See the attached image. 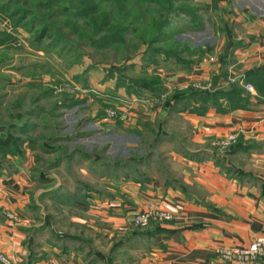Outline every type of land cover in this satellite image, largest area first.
I'll list each match as a JSON object with an SVG mask.
<instances>
[{
    "label": "rangeland",
    "instance_id": "1",
    "mask_svg": "<svg viewBox=\"0 0 264 264\" xmlns=\"http://www.w3.org/2000/svg\"><path fill=\"white\" fill-rule=\"evenodd\" d=\"M221 1L178 0L162 32L168 0H0V135L16 140L0 149V201H8L5 189L20 185L7 179L24 177L27 205L18 211L32 228L29 246L33 239H95L96 225L79 222L78 200L127 201L128 185L144 189L167 174L177 186L184 169L177 151L197 148L192 124L179 113H193L196 102L185 97L184 111L165 105L191 88L213 89L215 80L190 78L204 59L186 66L166 51L181 52L180 40L221 46L215 30L225 15L214 12ZM231 7L250 12L254 25L264 15V0H234ZM199 14L203 26L188 29ZM46 27L49 35L41 36ZM181 137H191L183 148Z\"/></svg>",
    "mask_w": 264,
    "mask_h": 264
},
{
    "label": "crops",
    "instance_id": "2",
    "mask_svg": "<svg viewBox=\"0 0 264 264\" xmlns=\"http://www.w3.org/2000/svg\"><path fill=\"white\" fill-rule=\"evenodd\" d=\"M233 1L214 8L225 15V25L215 30L223 44L206 52L203 62L188 72L194 80L217 78V88L239 84L246 89L250 84L253 91L235 102L236 107L223 101L226 111L211 105L205 112L179 113L192 124L191 143L197 148L177 151L184 164L177 186L167 174L169 180L154 179L144 189L128 185L127 201L78 200L83 210L79 222L96 225L95 239L67 238L57 245L33 239L29 246L32 228L18 211L27 205L26 182L24 177L9 178L20 185L17 191L5 189L8 201H0V253L17 264H233L216 249L243 247L264 236V89L259 92L255 83L264 79V15L254 25L250 12L232 9ZM229 135L241 139V147L234 152L215 147V141ZM189 139L181 137V148ZM150 201L173 212L175 219L131 231V216ZM106 245L108 249L102 247Z\"/></svg>",
    "mask_w": 264,
    "mask_h": 264
},
{
    "label": "trees",
    "instance_id": "3",
    "mask_svg": "<svg viewBox=\"0 0 264 264\" xmlns=\"http://www.w3.org/2000/svg\"><path fill=\"white\" fill-rule=\"evenodd\" d=\"M170 3L167 7V10H166V14L163 16L162 18V21H161V24L159 26V28H161L162 26V32H163V25L166 23L167 25H169V21L171 22L172 19L176 16L177 14V10L175 9L174 7V4L176 2H178V0H168ZM218 5L215 6V8H217ZM79 8H84V5L81 4L78 6ZM177 11V12H176ZM169 13V14H168ZM179 13H183L181 11H179ZM189 13V12H187ZM168 14V15H167ZM190 17V16H189ZM199 17L201 18V15H197L195 16L194 18H192V21L189 25L190 28L188 29H191V30H194V29H198V26H203V22L201 21V19L199 20ZM171 24V23H170ZM187 29V30H188ZM49 28L46 27L42 30V35L41 36H48L49 35ZM161 32V33H162ZM180 43L184 45L183 49L181 52H170V51H166L167 54H174L176 56L179 57V59L185 63L184 65H193V63L195 62L196 58L199 57L200 60H203L204 57H205V53L208 52L210 49L212 50V47L214 46L213 43H210V42H204V43H200L196 46H192V45H189V43L187 41H181L180 40ZM184 53H192L191 55V58H188V59H184L182 57V55ZM194 53V55H193ZM198 59V58H197ZM199 60V61H200ZM194 66H192L193 68ZM214 80H215V86L213 89H203V88H191L189 91V93L187 94L186 92H183L185 94H183V96H179L175 99H177L176 101L173 100V102H168L167 100V103L165 105L166 108H169L170 110L174 109V108H179L177 105H181V111L185 110L184 108L185 107H182V106H189L190 104H185L184 102L187 101L185 99V97H189L191 99H194L196 102V104H194V107H193V111H203L207 108L210 107V105H213L215 107H217L219 110H224L226 111V109L223 108L222 104H223V101L224 103H226L228 106H231V107H236V104L235 102H240L242 101V99L246 98L247 97V93H249L250 91L245 89V87L243 88L241 85L239 84H231L229 85L228 88L226 89H219L216 87V83H217V78L213 77ZM257 79H261V80H258L256 83V88L259 92H262V90L264 89V80L263 78H257ZM252 81V78L249 79ZM189 90V89H188ZM245 95V97L243 96ZM223 98V99H222ZM181 99V101H179ZM184 99V100H183ZM184 101V102H183ZM211 103V104H210ZM229 103V104H228ZM0 132H1V128H0ZM1 134V133H0ZM14 144H16V140L14 137H3L2 135H0V149H11L13 148ZM241 147V139L235 141L234 143H232L229 147H228V150L230 152H234L235 150H237V148ZM85 158L89 159V155L88 154H85ZM158 223L156 221H153L150 226L148 228H138L137 227V230H146V229H151L152 227H154L155 225H157Z\"/></svg>",
    "mask_w": 264,
    "mask_h": 264
},
{
    "label": "built area",
    "instance_id": "4",
    "mask_svg": "<svg viewBox=\"0 0 264 264\" xmlns=\"http://www.w3.org/2000/svg\"><path fill=\"white\" fill-rule=\"evenodd\" d=\"M201 88H206L201 85ZM246 89L253 91L252 85H246ZM111 113L109 116H113ZM234 135L222 137L217 144L222 148L229 147L235 140ZM174 218L173 212L162 207L156 202L148 205L143 210L137 211L133 215V225L138 228H148L153 221L164 222ZM216 253L233 264H258L259 259H264V236L254 239L249 245L243 247H221L216 249ZM0 262L2 264H17L7 255L0 253Z\"/></svg>",
    "mask_w": 264,
    "mask_h": 264
}]
</instances>
